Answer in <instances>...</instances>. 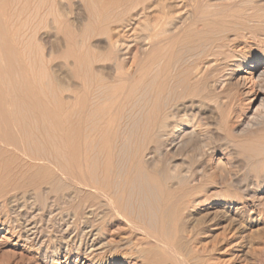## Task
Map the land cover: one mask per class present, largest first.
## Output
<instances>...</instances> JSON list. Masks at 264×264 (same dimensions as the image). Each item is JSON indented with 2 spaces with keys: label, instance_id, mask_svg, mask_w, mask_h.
Segmentation results:
<instances>
[{
  "label": "bare ground",
  "instance_id": "obj_1",
  "mask_svg": "<svg viewBox=\"0 0 264 264\" xmlns=\"http://www.w3.org/2000/svg\"><path fill=\"white\" fill-rule=\"evenodd\" d=\"M82 2L88 11L86 20L73 16L65 0H0V226L16 231L18 220L9 210L31 199L42 201L51 194L54 200L80 205L85 198L95 200L86 189L96 186L105 193L117 188L119 199L121 184L138 182L152 187L150 179L158 173L162 185L173 179H177V185H163L165 202L157 207L159 216L150 208L149 232L140 242L138 258L141 256L146 264H206L202 255L206 250L200 247L199 236L205 227L207 232L213 230L214 217L207 212L200 219L202 197L194 186L193 168L163 161L164 153H176L201 137L199 124L193 119L196 113L192 112L199 104L169 105L168 94L162 95L159 86V59L171 49L163 67L176 68L186 51L194 50L199 57L210 49L225 54V67L230 66L229 54L240 49L243 30L251 27L250 19L229 25L226 21L234 14L222 19L216 16L222 11L243 13L249 6L260 9L263 0ZM103 5L109 6L103 10ZM107 22L119 23L116 31L107 25L105 28ZM253 24L264 27V19ZM203 26L210 27L209 43L188 45L192 38H201L198 35ZM42 29L45 32L41 33ZM98 29L108 33L104 52L87 44V38ZM46 37L53 42L49 56L44 54ZM61 42H65V48L60 47ZM33 51L38 53L34 58L36 72L29 70L30 56H26ZM260 56L248 53L242 58L247 61L246 73L260 71L254 81L262 86L264 59ZM62 59L72 61L73 67L64 71L63 65L55 64L51 69ZM184 72L185 86L203 82L202 70L191 66ZM169 79L175 81L170 73ZM90 92L96 94L93 99ZM123 92L125 98L120 103L118 95ZM150 92L158 95L153 97ZM201 93L198 89L195 95L202 97ZM228 146L220 148L226 151ZM200 149L202 157L205 153L214 156L219 148L202 143ZM129 150L132 155L127 165L124 159ZM162 163L165 165L160 170ZM222 163L218 158L217 166ZM126 165L129 170H123ZM152 196L150 207L156 199L155 194ZM86 213L98 214L93 209ZM87 227L81 229L82 233ZM80 238L75 239L80 240L79 250L87 244ZM70 246L65 244L67 251ZM61 248L59 243L55 246V250ZM125 262L137 263L128 258Z\"/></svg>",
  "mask_w": 264,
  "mask_h": 264
},
{
  "label": "rangeland",
  "instance_id": "obj_2",
  "mask_svg": "<svg viewBox=\"0 0 264 264\" xmlns=\"http://www.w3.org/2000/svg\"><path fill=\"white\" fill-rule=\"evenodd\" d=\"M64 4L70 8L73 16H81L86 20L88 11L82 0H65ZM259 4L264 7V4ZM108 6L103 5L101 8L105 10ZM262 7L259 9L249 6L243 13L222 11L216 16L222 19L226 14H234L232 19L230 17L226 21L229 25L250 19L251 27L246 26L243 30L244 39H240V49L229 54L232 55L227 59L230 66L225 67V54L210 49L205 50L199 57L194 50L186 51L176 68L163 67L172 54L171 49L164 58L159 59L162 65V70L158 73L159 86L162 95L168 94L169 105L189 104L192 101L199 104L192 112L196 113L193 119L199 124L201 137L187 146H182L176 153H164L163 161H174L182 167L193 168L194 186L198 197H202L199 205L202 211L200 219L207 212L214 217L216 225L212 227L213 230L207 232L208 228L205 227L206 231L199 236L200 247L206 250L202 253L206 264H264V85L260 86L254 81L260 71L252 70L253 74L246 73L247 67L244 66L247 61L242 58L252 53L254 57L260 54L261 60L264 59V27L253 24L264 19ZM107 10L110 11V7ZM118 24L107 22L103 26L106 28L107 25L109 30L116 31L114 29ZM203 29L198 35L201 38H192L188 45L209 43L207 35H212L208 32L210 27L203 26ZM99 30L87 38V44L104 52L108 33ZM42 32L45 30L42 29ZM219 35L216 34V38H219ZM228 36L232 39L233 32ZM45 40L44 54L49 56L53 51V42L49 37ZM60 47L65 48V42H61ZM37 55L36 51L26 54L27 57L30 56L31 61L29 70L34 72L37 69ZM55 64L63 65L64 71L73 67L72 61L68 63L62 59L54 62L51 69ZM191 66L203 71V82L198 86L184 84L187 76L184 71L188 68L190 70ZM169 73L175 81L169 82ZM158 83L157 81V86ZM198 89L202 92V97L195 95ZM150 93L153 97L158 95L157 92ZM95 95L94 92L89 93L92 99ZM122 98H125L124 92L118 95L120 103ZM107 103L109 102L105 101V104ZM115 103L117 104V95ZM179 122L182 125L180 119ZM202 143L219 149L214 156L205 153L200 157ZM227 144L229 146L226 151L221 150V145L223 147ZM204 149L206 150L207 146ZM131 155V150L125 155L124 163L127 165ZM218 158L223 161L221 166H217ZM113 163L117 167V156H114ZM127 165L123 170L130 169ZM164 165L162 163L160 170ZM160 179L161 176L156 173L154 178L150 179L152 187L144 183L137 184L138 182L121 184L118 187L121 194L119 199L117 188L105 193V189L100 190L99 186H96L86 189L95 195V200L85 198L80 205H68L61 198H56V201L51 194L42 201L31 199L18 205L17 208L11 209L13 212L9 210L10 216L18 220L15 221V226L18 227L16 231H8L7 225L0 226V264H129L125 262L127 258L136 260L135 264H146L138 255H141L140 242L149 232L147 222L151 216L150 208L155 209L154 212L159 216L157 207L163 206L165 202L163 187L177 185V179L167 181V184L163 181L164 186ZM151 188L158 193L151 191ZM153 194L156 199L150 207L148 201L152 200ZM88 209H93L94 213H98L97 216L88 215ZM85 220L88 222L85 223ZM85 225L88 227L82 233L81 229ZM79 238L87 243L85 247L81 245L80 250V240H75ZM58 243L62 248L55 250ZM66 243L71 245L68 251Z\"/></svg>",
  "mask_w": 264,
  "mask_h": 264
}]
</instances>
